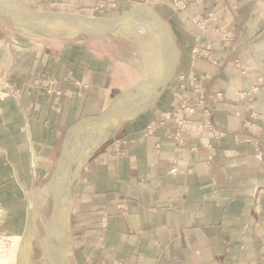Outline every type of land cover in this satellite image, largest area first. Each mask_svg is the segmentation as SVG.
<instances>
[{
	"label": "crops",
	"instance_id": "obj_1",
	"mask_svg": "<svg viewBox=\"0 0 264 264\" xmlns=\"http://www.w3.org/2000/svg\"><path fill=\"white\" fill-rule=\"evenodd\" d=\"M23 1L36 10L93 17L147 3L179 50L156 103L120 125L71 187L75 264H264V0H189L182 10L172 0H108L116 4L108 12L100 0ZM210 13L215 23L195 24ZM128 47L96 34L34 37L0 21V85L21 91L0 94L3 228L23 232L68 130L139 80ZM193 48L214 62L193 55ZM42 76L55 79L58 94L27 87ZM181 79L200 83L217 137L202 128L198 114L182 145L172 118L146 133L152 121L173 113Z\"/></svg>",
	"mask_w": 264,
	"mask_h": 264
},
{
	"label": "water",
	"instance_id": "obj_2",
	"mask_svg": "<svg viewBox=\"0 0 264 264\" xmlns=\"http://www.w3.org/2000/svg\"><path fill=\"white\" fill-rule=\"evenodd\" d=\"M136 12H143L153 18L164 41L171 49L173 57L163 67L161 78L151 79L147 73L140 71L139 80L114 96L100 114L86 117L68 130L55 169L44 186L39 189L41 197L38 198V193H36L31 206L27 209L26 223L20 241L22 245L20 254L22 255L24 251L27 257L24 262L21 259L22 264L30 262L34 240H37L36 221L41 218L43 208L49 202L50 212L46 222L42 223L43 238H49V241L48 245L41 246V252L43 255H47L48 264H63L65 261L63 257L73 256L70 223L71 187L78 177L80 169L120 125L138 117L156 103L174 74L179 50L165 21L151 6L144 3L136 4L116 17H93L62 11L36 10L23 0H0V21L8 20L24 34L56 40H71L83 35L109 33L111 30L123 26ZM107 124L110 125L109 131L103 133V127ZM95 137L98 139L97 143L89 150L82 152L86 143ZM64 209H67L66 225L71 241L67 253L63 251V231L60 227L65 218Z\"/></svg>",
	"mask_w": 264,
	"mask_h": 264
},
{
	"label": "bare ground",
	"instance_id": "obj_3",
	"mask_svg": "<svg viewBox=\"0 0 264 264\" xmlns=\"http://www.w3.org/2000/svg\"><path fill=\"white\" fill-rule=\"evenodd\" d=\"M103 35H105V37H107L109 40L113 37H120L135 43L136 47L135 49L133 48L135 50V57L129 59V61L133 63L142 73H147L149 76H151V79H155V77L161 78L163 67L168 64L173 57V53L164 41L161 35V31L155 25V21L151 16H148L143 12L134 13L132 16H130V18L127 20V22H125L123 26L117 27L111 30V32H107ZM128 36H130L133 40L131 38L129 39ZM109 128V124L105 125L103 127V133H107L109 131ZM97 141V137L89 140L82 149V152L89 150L93 145L97 143ZM37 193V197L40 198L41 191L39 190ZM63 211L65 213V218L63 223H61L60 227L63 231V251L67 253L70 248L69 246L71 244V241L69 240L70 235L67 231L68 226L66 225L67 209H64ZM20 241L21 240L19 236L12 237L13 247L9 249L7 253H5L4 259H13V253L17 250V247L20 245ZM35 241L36 240H34V242ZM48 241L49 238L41 239L37 235V242L38 244L39 242H41V246L46 245ZM21 246L18 253V260L20 258L19 255H21L20 253L22 251ZM68 258L71 257H63V260H65L63 261V264H67L66 260ZM29 264L33 263L30 261ZM39 264H48V257L46 254H44L43 257L40 259Z\"/></svg>",
	"mask_w": 264,
	"mask_h": 264
},
{
	"label": "built area",
	"instance_id": "obj_4",
	"mask_svg": "<svg viewBox=\"0 0 264 264\" xmlns=\"http://www.w3.org/2000/svg\"><path fill=\"white\" fill-rule=\"evenodd\" d=\"M103 1V0H100ZM128 1V0H127ZM132 1V0H129ZM189 0H172V3L179 10L185 9ZM101 7V6H100ZM194 22L197 26L201 28L207 27L210 23H215L216 18L214 15L207 14L204 17H195ZM219 29L215 28V32H218ZM192 54L195 56L204 55L210 58L213 63L214 60L205 51H201L198 48L192 49ZM55 83V79L42 77L40 79L34 80L30 87L33 90H39L40 88L43 90L46 96H51L53 94H58L55 92L53 86ZM21 91L15 89L14 87H4L0 85V94L2 95H12V96H20ZM60 94V93H59ZM176 99L174 101L173 113L162 114L161 119L157 121H152L146 127V132L148 134L153 133L157 126L163 123L165 119L172 118L175 123L174 130V138L177 139L178 145H182L184 141V134L191 129L192 127V116L198 114L201 120V126L204 130L211 132L215 137L220 135L217 127L211 121V112L209 105L206 102V95L204 90L201 88L200 83L198 82H190L188 80L181 79L179 82L176 91ZM216 96H220V93H216ZM192 97V99H191ZM191 100H194L192 103ZM194 150V148H192ZM171 173H175L177 168L173 165L170 170ZM106 222V218H102V223ZM264 263V259L262 261ZM117 264H130L127 261L118 262Z\"/></svg>",
	"mask_w": 264,
	"mask_h": 264
},
{
	"label": "rangeland",
	"instance_id": "obj_5",
	"mask_svg": "<svg viewBox=\"0 0 264 264\" xmlns=\"http://www.w3.org/2000/svg\"><path fill=\"white\" fill-rule=\"evenodd\" d=\"M127 1V0H126ZM137 0H132V1H129L128 2L131 4V3H135ZM104 4L103 6L101 7V9L103 11H106L108 12L111 8L115 7L116 4L115 3H109L108 0H103ZM106 2V3H105ZM142 2V0H141ZM147 2H152L151 0H148ZM172 3V1H171ZM147 5V3H144ZM173 4V3H172ZM174 6V4H173ZM175 9L179 10L178 8H176L174 6ZM154 9V8H153ZM155 10V9H154ZM88 16V15H87ZM114 16H117V15H114ZM105 17V16H104ZM5 21L8 25L12 26L13 28L15 29H18L16 27V25H14L13 23L9 22L8 20H3ZM129 39L131 38L130 36H128ZM116 39H122L124 41H126V43L129 45L128 47V51H134L133 52V55L131 56V58H134L135 57V47H136V44L129 41V40H126L124 38H120V37H115ZM132 39V38H131ZM133 40V39H132ZM134 48V49H133ZM194 49V48H193ZM42 77H45V76H42ZM41 77V78H42ZM37 80V79H35ZM33 83V82H32ZM32 83H28L27 84V87L31 88L30 85ZM32 89V88H31ZM194 100H191L190 102L192 103ZM206 102L207 104L209 105L207 99H206ZM174 106V105H173ZM210 108V112H211V121L212 123L213 122V118H212V109L211 107L209 106ZM146 131V129H145ZM147 133V132H146ZM43 186L40 187V189L42 188ZM39 191V190H38ZM36 194V193H35ZM35 196V195H34ZM49 212H50V202L47 204L46 207L43 208V211H42V215H41V218L39 220L36 221V233L37 235L42 239L43 236H44V230H43V224L42 223H45L46 222V219L48 218V215H49ZM3 211L1 209V206H0V264H22V262H24L25 260V257H27V254L26 252L22 253V255L20 256L19 255V260H18V253H19V249H20V246H21V243L20 245L17 247V250L13 253V259H9V260H6L4 259V255L5 253H7L9 251V249H11L13 247V242H12V237L13 236H19L20 237V240H21V234H14L12 232H10L9 230L5 229L2 227V223H3ZM4 237V238H3ZM41 242H37V240L35 241L34 245H33V252L31 254V258H30V261L33 263V264H39L40 262V259L43 257V254L41 252ZM9 246V248H8ZM22 252V251H21ZM21 259H22V262H21ZM264 259V256H262L261 258V261H263ZM67 264H75L74 262V257L72 256L71 258H68L66 260ZM120 262H123V261H120ZM263 263V262H262Z\"/></svg>",
	"mask_w": 264,
	"mask_h": 264
},
{
	"label": "flooded vegetation",
	"instance_id": "obj_6",
	"mask_svg": "<svg viewBox=\"0 0 264 264\" xmlns=\"http://www.w3.org/2000/svg\"><path fill=\"white\" fill-rule=\"evenodd\" d=\"M35 243V242H34Z\"/></svg>",
	"mask_w": 264,
	"mask_h": 264
}]
</instances>
